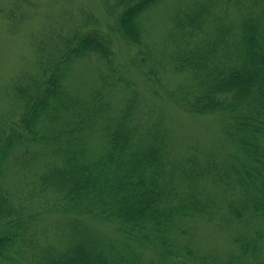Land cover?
<instances>
[{
	"label": "trees",
	"instance_id": "1",
	"mask_svg": "<svg viewBox=\"0 0 264 264\" xmlns=\"http://www.w3.org/2000/svg\"><path fill=\"white\" fill-rule=\"evenodd\" d=\"M161 1L101 0L104 24L84 12L32 43L0 115V264H264V0H190L157 39ZM86 58L100 83L73 91ZM169 106L216 116L224 153L179 151ZM200 223L230 247L201 250Z\"/></svg>",
	"mask_w": 264,
	"mask_h": 264
},
{
	"label": "rangeland",
	"instance_id": "2",
	"mask_svg": "<svg viewBox=\"0 0 264 264\" xmlns=\"http://www.w3.org/2000/svg\"><path fill=\"white\" fill-rule=\"evenodd\" d=\"M190 0H162L149 16L153 26L163 34L169 25V17L175 8L185 6ZM84 12L95 14L103 24L107 18L101 5V0H0V115L11 110L14 104L11 100V88L14 81L24 73L35 70L37 54L32 43L41 35L50 31H66L73 26ZM153 17V18H152ZM160 31V32H159ZM118 57L126 65L133 48L116 41ZM94 58L81 59L69 74V82L73 91H85L98 81ZM135 83L134 89L140 94V100H151L149 86L146 81L131 70ZM177 80L170 77V84ZM112 100L120 104L125 91H116ZM149 100V101H148ZM166 118L176 134L177 149L186 148L188 144H198L203 151L214 150L224 153L223 137L220 133L219 121L216 116H194L182 113L169 106ZM107 230L111 227L101 225ZM197 245L201 250H217L222 254L230 247L229 241L213 224L200 223L196 232Z\"/></svg>",
	"mask_w": 264,
	"mask_h": 264
}]
</instances>
